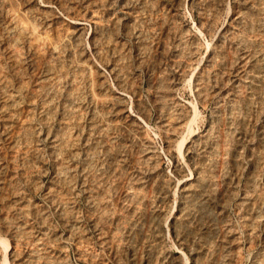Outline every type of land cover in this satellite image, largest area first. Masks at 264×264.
<instances>
[{
  "label": "rangeland",
  "instance_id": "rangeland-1",
  "mask_svg": "<svg viewBox=\"0 0 264 264\" xmlns=\"http://www.w3.org/2000/svg\"><path fill=\"white\" fill-rule=\"evenodd\" d=\"M0 264H264V0H0Z\"/></svg>",
  "mask_w": 264,
  "mask_h": 264
},
{
  "label": "bare ground",
  "instance_id": "bare-ground-1",
  "mask_svg": "<svg viewBox=\"0 0 264 264\" xmlns=\"http://www.w3.org/2000/svg\"><path fill=\"white\" fill-rule=\"evenodd\" d=\"M190 132V131H189ZM182 144V142H180L179 146Z\"/></svg>",
  "mask_w": 264,
  "mask_h": 264
}]
</instances>
